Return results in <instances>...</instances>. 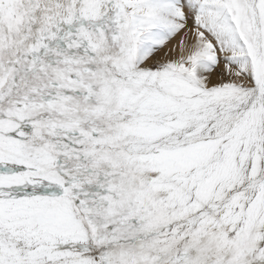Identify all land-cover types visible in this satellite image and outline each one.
I'll return each instance as SVG.
<instances>
[{
    "label": "snow or ice",
    "instance_id": "6c2138e0",
    "mask_svg": "<svg viewBox=\"0 0 264 264\" xmlns=\"http://www.w3.org/2000/svg\"><path fill=\"white\" fill-rule=\"evenodd\" d=\"M0 264H264V0H0Z\"/></svg>",
    "mask_w": 264,
    "mask_h": 264
}]
</instances>
